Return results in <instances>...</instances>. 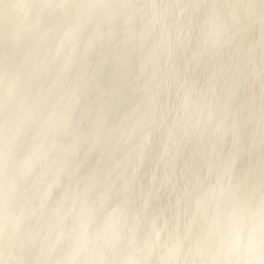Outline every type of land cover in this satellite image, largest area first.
Wrapping results in <instances>:
<instances>
[{
    "label": "clouds",
    "instance_id": "obj_1",
    "mask_svg": "<svg viewBox=\"0 0 264 264\" xmlns=\"http://www.w3.org/2000/svg\"><path fill=\"white\" fill-rule=\"evenodd\" d=\"M0 264H264V0H0Z\"/></svg>",
    "mask_w": 264,
    "mask_h": 264
}]
</instances>
